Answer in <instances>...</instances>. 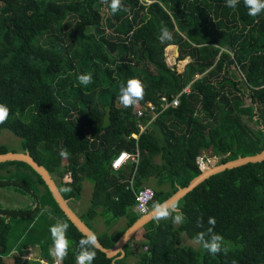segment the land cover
I'll return each mask as SVG.
<instances>
[{
    "label": "trees",
    "instance_id": "1",
    "mask_svg": "<svg viewBox=\"0 0 264 264\" xmlns=\"http://www.w3.org/2000/svg\"><path fill=\"white\" fill-rule=\"evenodd\" d=\"M110 4L0 0V103L11 109L0 132L21 139L13 152L43 166L70 206L80 202L85 181L93 185L91 206L79 217L105 249L142 217L136 208L142 188L152 184L154 209L208 169L264 151V10L250 16L244 0L235 8L226 0H121L115 13ZM164 27L171 40L159 38ZM168 47L178 49V60L190 59L182 71L166 62ZM89 73L93 82L80 84L78 75ZM131 79L143 83L144 96L125 107L118 97ZM179 94L177 107L163 108V97ZM148 103L159 108L155 119ZM122 151L138 153L139 163L115 170ZM0 189L32 202L0 205V264L14 250L22 257L35 247L53 264L50 228L58 222L68 224L69 241L60 264H77L86 236L30 165L0 163ZM176 204L181 224L153 219L136 249L135 238L121 258L94 249L92 264H130L132 256L134 264H264V161L216 174ZM209 217L227 252L184 244L211 227ZM99 218L102 233L91 226ZM121 218L126 228L111 233Z\"/></svg>",
    "mask_w": 264,
    "mask_h": 264
},
{
    "label": "clouds",
    "instance_id": "2",
    "mask_svg": "<svg viewBox=\"0 0 264 264\" xmlns=\"http://www.w3.org/2000/svg\"><path fill=\"white\" fill-rule=\"evenodd\" d=\"M103 2L107 3V0H103ZM226 3L228 7L235 8L238 4V0H226ZM244 3L249 8L250 16L255 17L264 10V0H244ZM110 8L113 13L117 12L121 8V0H111ZM159 38L161 41L171 40L172 34L164 27L161 29V36ZM77 79L80 84L85 86L93 82V77L90 73L80 74ZM144 89L145 86L139 79L129 80L127 87L122 86L120 89L121 94L118 97L119 102L125 107L138 103L139 100L143 99ZM10 111L11 109L7 105L0 103V123H3L8 118ZM67 155V152H61V156L67 157ZM154 207L157 220L171 218L172 222L178 225L185 219L183 212L177 204H172L171 207H169L167 202L163 204L157 203ZM208 224L211 225V227H209L206 232L198 233L193 238V243L202 244L203 248L212 255H216L221 251L227 252V247H223L226 243L223 236L214 232L216 219L214 217H209ZM197 226H202V217L198 218ZM67 229L68 224L60 222L50 228V232L54 239V255L59 260L64 259L68 254L69 241L66 238ZM206 237H209V239H206ZM80 245L81 251L77 256V264H92V261L96 257V251L94 249L100 247L97 237L94 234L89 235L81 240Z\"/></svg>",
    "mask_w": 264,
    "mask_h": 264
},
{
    "label": "water",
    "instance_id": "3",
    "mask_svg": "<svg viewBox=\"0 0 264 264\" xmlns=\"http://www.w3.org/2000/svg\"><path fill=\"white\" fill-rule=\"evenodd\" d=\"M14 161L27 163L34 169V171H36L42 177L43 181L45 182L53 198L59 205L60 209L64 212L66 217L74 224V226H76V228L83 235L87 237L89 235L94 234L96 236V234L76 214V212L72 209L68 201H66L63 198L56 182L54 181L50 173L43 166L38 164L30 154L20 153V152L19 153L8 152L5 154H0V163L14 162ZM262 161H264V151L257 156L239 158L235 161H230L218 166H214L208 169L207 171H205L204 173H202L200 176L196 177L189 184L188 187L180 189L166 202L169 205V207H171L172 204H176L184 196H186L188 193L193 191L197 186H199L201 183H203L205 180L209 179L210 177L219 174L221 172H224L226 170L238 168L250 163H259ZM153 219H156L155 208L152 211H150L147 215L142 216L133 226H131L123 234V236L119 239V241L115 244V246L112 247L111 249H105L97 238L98 243L100 245L98 249L104 252L109 258L116 257L119 253H121L124 256L125 245H127L129 241L132 239V237L135 236L137 232H139L148 222L152 221Z\"/></svg>",
    "mask_w": 264,
    "mask_h": 264
},
{
    "label": "rangeland",
    "instance_id": "4",
    "mask_svg": "<svg viewBox=\"0 0 264 264\" xmlns=\"http://www.w3.org/2000/svg\"><path fill=\"white\" fill-rule=\"evenodd\" d=\"M104 13H102L103 16L106 15ZM178 56L179 53L177 48L168 47L166 51V62L170 67L182 71L185 68L186 64L190 62V59L180 61L178 60ZM20 143H21V139L15 136L14 134H12L11 132L9 131L0 132V148L2 146H5L8 149L9 153H14L13 151L18 152L20 150ZM151 187H153L152 184ZM92 190H93V185L90 182L85 181L82 198L80 202L71 205V207L78 216H84L87 210L89 209V207L91 206ZM31 204L32 202L30 201L29 198L22 197L10 190L0 189V205L2 206L10 207V208H26L31 206ZM109 217L111 216L109 215ZM126 223L127 220L125 218H121L117 220L115 224L112 225L113 227L111 226L113 229H111L110 232L114 233L119 229L126 228ZM95 225L93 226V224H91V226L94 227L95 230L98 231L99 233H101V231L105 229L104 222L100 218L98 219V222ZM142 232L143 230L137 232L136 235L132 237V239L136 237L135 239H140L141 241L142 237L140 235ZM184 244L193 246L194 248L197 249L202 248V244H195L193 243V240L186 239L184 241ZM139 245L140 244H136V247H138ZM52 252H53L54 260L57 261V264H60L61 261L54 255V249ZM38 260H40L41 263L43 264L44 261H46L45 259L41 258L40 249L38 247L29 249L27 251V254H25V256L22 257H19V255L16 253V250H14L11 253L10 257L7 258L8 264H24L26 261H38ZM128 262L130 264H134L135 258H129Z\"/></svg>",
    "mask_w": 264,
    "mask_h": 264
},
{
    "label": "built area",
    "instance_id": "5",
    "mask_svg": "<svg viewBox=\"0 0 264 264\" xmlns=\"http://www.w3.org/2000/svg\"><path fill=\"white\" fill-rule=\"evenodd\" d=\"M190 92V86H188L184 91L181 93H189ZM179 94L175 99L172 101H169L166 97H163L161 102L164 109H167L168 107H177L179 105ZM148 112L153 116V119H155L157 116H159L160 111L159 108L151 103L147 104ZM138 117H141L143 113L141 110L137 111ZM144 130V129H143ZM123 154V156H122ZM122 157V158H121ZM132 162V163H139V155L137 154H130L127 151H122L119 153V155L114 159L112 163V167L115 170H118L121 168L124 164ZM154 200V190L151 187H144L139 192L136 193V202H137V211L142 215H147L150 212V204ZM147 249V248H146ZM43 264V263H42ZM44 264H48L46 261H44ZM54 264V263H53ZM57 264V261L56 263Z\"/></svg>",
    "mask_w": 264,
    "mask_h": 264
},
{
    "label": "crops",
    "instance_id": "6",
    "mask_svg": "<svg viewBox=\"0 0 264 264\" xmlns=\"http://www.w3.org/2000/svg\"><path fill=\"white\" fill-rule=\"evenodd\" d=\"M151 211L153 210V209H150ZM96 226V225H95ZM97 227V226H96ZM102 228H103V226H102ZM105 231V229L104 230H102L101 231V233L102 232H104ZM117 232V231H116ZM112 233V232H111ZM115 233V232H114ZM136 238V237H135ZM132 240V239H131ZM130 240V241H131ZM135 243H133V245H132V247L134 246V244H135V246H134V249H136L137 247H136V244H141V242H140V239H135V241H134ZM140 246V245H139ZM119 254H121V253H119ZM118 254V255H119ZM124 256H125V254H124ZM122 254H121V256L119 257V258H121V257H124ZM54 258V257H53ZM130 258H135L134 256H132V257H130ZM55 261V260H54ZM54 263H56V261L54 262Z\"/></svg>",
    "mask_w": 264,
    "mask_h": 264
}]
</instances>
